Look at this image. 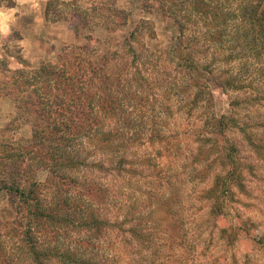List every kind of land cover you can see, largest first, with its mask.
Returning a JSON list of instances; mask_svg holds the SVG:
<instances>
[{
	"label": "clouds",
	"instance_id": "1",
	"mask_svg": "<svg viewBox=\"0 0 264 264\" xmlns=\"http://www.w3.org/2000/svg\"><path fill=\"white\" fill-rule=\"evenodd\" d=\"M0 264H264V0H0Z\"/></svg>",
	"mask_w": 264,
	"mask_h": 264
}]
</instances>
